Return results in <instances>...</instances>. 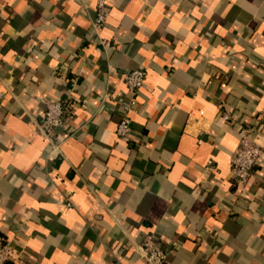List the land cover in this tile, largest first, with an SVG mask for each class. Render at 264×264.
<instances>
[{
  "label": "clouds",
  "instance_id": "9594fccd",
  "mask_svg": "<svg viewBox=\"0 0 264 264\" xmlns=\"http://www.w3.org/2000/svg\"><path fill=\"white\" fill-rule=\"evenodd\" d=\"M0 193V264H264V0H0Z\"/></svg>",
  "mask_w": 264,
  "mask_h": 264
},
{
  "label": "crops",
  "instance_id": "0c3cea01",
  "mask_svg": "<svg viewBox=\"0 0 264 264\" xmlns=\"http://www.w3.org/2000/svg\"><path fill=\"white\" fill-rule=\"evenodd\" d=\"M15 23V22H13ZM221 27H223V24H221ZM206 31V29L202 30V33L201 35H203V32ZM167 39V37H166ZM151 43V41H150ZM172 40L169 39V44L172 45ZM204 43L205 44H210L212 43V41L208 40L207 37H205L204 39ZM173 47H175L173 45ZM199 51V48L197 49ZM165 68V71H166V74L169 70V65H164L163 66ZM172 71H174L175 69H171ZM220 71L221 73H223L224 76H232L233 73L231 71H228V72H225L224 71V67L221 66L220 67ZM245 72H248L250 75H251V70L248 68V67H245L244 69ZM253 81L256 82L258 80L257 77L253 76L252 77ZM160 85L159 84H156V87H159ZM227 85H224V87H226ZM250 91H253L254 93V89H250ZM255 94V93H254ZM178 103L179 102H183L185 105H190V106H193L194 107V101L192 100L191 97H185L183 99V101H177ZM213 107H215V105H213ZM193 119H196V120H200V119H203L202 115L200 112H194L193 114ZM147 134V133H145ZM202 143L204 144H207L208 141H205V140H201ZM35 190H36V186L33 185V193H35ZM4 194L3 193H0V197H2ZM24 195V193L21 191V189H11L9 192H8V201H7V208L9 210L13 209V208H17L19 209L21 207L20 205V200H21V197ZM49 197L43 195L42 193L39 195V197L37 198V202L38 203H46L48 201ZM41 212L43 213L44 210L41 209ZM49 215H52V213H48ZM17 215H19V212L17 213ZM16 217L14 216L12 219L9 220V225H10V229L13 230V231H19V226L14 224L12 221L15 219ZM43 219V217L41 216V220ZM46 227H51L53 229V234L55 233V231H60L62 230L60 228L59 225H57L55 223V221H53V223L51 225H45ZM147 230V229H146ZM33 235L35 236L36 233L34 232ZM0 236H2L3 239L7 240L9 242L10 240V237L8 234H6L5 232L3 231H0ZM16 247V250L19 251L20 250V247L17 245L15 246ZM47 260H48V264H63V261L61 260L60 258V255L58 254H55L52 250H50L48 256H47ZM11 264V263H10Z\"/></svg>",
  "mask_w": 264,
  "mask_h": 264
},
{
  "label": "built area",
  "instance_id": "2783aa9c",
  "mask_svg": "<svg viewBox=\"0 0 264 264\" xmlns=\"http://www.w3.org/2000/svg\"><path fill=\"white\" fill-rule=\"evenodd\" d=\"M8 241L3 239L2 236H0V248H4L8 246ZM11 261H6L5 264H10Z\"/></svg>",
  "mask_w": 264,
  "mask_h": 264
}]
</instances>
